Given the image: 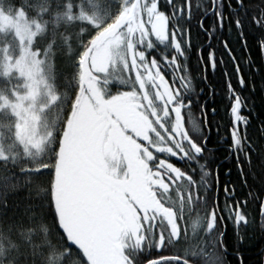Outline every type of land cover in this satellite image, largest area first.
I'll return each instance as SVG.
<instances>
[{"label":"snow or ice","instance_id":"1","mask_svg":"<svg viewBox=\"0 0 264 264\" xmlns=\"http://www.w3.org/2000/svg\"><path fill=\"white\" fill-rule=\"evenodd\" d=\"M0 264H264V0H0Z\"/></svg>","mask_w":264,"mask_h":264}]
</instances>
